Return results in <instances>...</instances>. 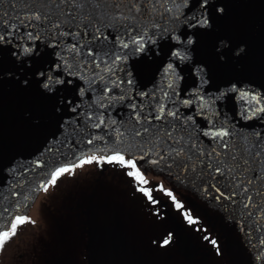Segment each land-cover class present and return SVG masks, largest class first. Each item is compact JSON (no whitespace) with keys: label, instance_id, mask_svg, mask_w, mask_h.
<instances>
[{"label":"snow or ice","instance_id":"snow-or-ice-1","mask_svg":"<svg viewBox=\"0 0 264 264\" xmlns=\"http://www.w3.org/2000/svg\"><path fill=\"white\" fill-rule=\"evenodd\" d=\"M56 2L69 12L58 10L57 15L42 16L41 9L29 10L24 12L23 20L13 17L15 22L0 21L3 25L0 27V83L9 80L21 91L31 92L37 109L56 118L57 133L67 132L69 127L73 133L77 130L83 133L82 124L97 129L108 127L105 112L117 102L127 105L128 120L121 124L111 120L116 125L112 133L114 142L120 141L125 131L131 133L136 140L151 145L148 154L155 148L152 164L167 160L178 169L183 166L195 170L197 164L203 165L207 159V168L219 174L223 169L213 168V157L231 159L234 168L238 167L237 161L247 163L251 159V156L245 159L244 145L248 137L255 139L260 132L242 135L229 124V117L221 112L217 101H239V114L247 113L244 119L264 116V61L250 75L225 74L229 55L239 58L247 52L246 42L234 43L230 36L214 31L224 20L228 0ZM76 10L88 11L86 17L79 18V23L72 15ZM109 12L110 30L102 31L105 26L96 27L95 24L108 18ZM85 20L87 24L81 30ZM34 27H40L35 35L32 31L20 30ZM209 39L212 41L210 48ZM40 43L48 47L41 51ZM136 54H140L142 62L136 74L149 70L152 73L151 86L139 92L129 91L136 80L133 72L124 67L129 56ZM8 64L26 65L27 71L19 67V74L15 75L13 70L6 69ZM185 69L189 73L187 76ZM117 90L123 94L117 95ZM25 117L34 127L39 126V118L33 119L31 112H26ZM96 120L99 122L93 123ZM55 135L53 133V139ZM202 138H208L207 149ZM66 139H71V135ZM118 149L119 145L105 155L83 156L78 163L107 160L127 166L129 175L138 182L136 187L156 205L150 189L141 187L148 181L137 166L135 154ZM46 150L51 151L50 148ZM256 155L264 158V151H257ZM34 163L40 165L42 161L37 159ZM9 164L15 167L11 161ZM73 167L72 164L55 167L47 182L41 180L40 184L44 188L55 184L61 173ZM156 187L162 185L158 183ZM163 191L170 194L168 188ZM216 192L221 193V189L217 187ZM222 195L216 199L220 200ZM172 199L180 209L181 201L175 196ZM248 203L244 201L245 207ZM155 211L164 214L158 207ZM184 218L194 227L199 220L187 211ZM30 219L27 215H14L10 226L0 228V246L16 233L18 225ZM172 237L168 232L163 239L158 238V243L167 245ZM203 240L214 255L224 256L226 249L218 235L209 233ZM247 244L248 264H264V238L257 239L255 245L250 240Z\"/></svg>","mask_w":264,"mask_h":264},{"label":"water","instance_id":"water-1","mask_svg":"<svg viewBox=\"0 0 264 264\" xmlns=\"http://www.w3.org/2000/svg\"><path fill=\"white\" fill-rule=\"evenodd\" d=\"M37 9H41L42 16L57 15L58 10H62L65 14L69 12V9L57 4L56 0H0V21L13 20V17L23 20L24 12ZM72 15L77 17L79 23V18L86 17L88 11L81 13L76 10L72 12ZM86 24L87 20L81 24V30ZM101 24L105 26L101 29L102 31L110 30L108 26L111 24V12L108 13V18L102 19L95 26L100 27ZM40 27L20 30L32 31L35 35L40 31ZM214 31L219 35L230 36L234 43L244 41L247 44L246 54L239 58L229 55L225 74L250 75L252 70L264 61V0H228L224 20ZM211 43L209 39V48ZM46 47L48 45L40 43L41 51ZM19 67L27 71L26 65H6V69L13 70L15 75L19 74ZM124 67L133 72V78L136 80V85L131 86L129 91L134 89L139 92L151 86L152 73L150 70L136 74L137 69L142 67L140 54L130 55L129 59L124 62ZM117 71L120 70L117 69ZM184 75H189L187 69ZM116 94L122 95L123 93L117 90ZM217 103L221 112L229 117V124L234 125L242 135L247 136L250 132H260V136L255 139L248 137L244 145L245 159L251 156L247 163L237 161L238 167L234 168L231 159L212 158L213 168L223 169L219 174L207 168L209 162L207 159L203 165L197 164L195 170L190 167L184 169L183 166L178 169L167 160L152 164L150 161L156 157L155 148L152 154H148V148L151 145L136 140L127 131L124 132L120 141L114 142L115 137L112 133L116 125H113L111 120H116L117 124L128 120L126 104L113 102L112 107L107 109L105 124L108 127L102 126L97 129L82 124L83 133L79 130L73 133L70 127L67 132L57 133L56 118H50L37 109L33 94L21 91L11 81L4 80L0 83V228L9 226L14 215L25 213L28 210L37 192L43 188L40 181L47 182L55 167L61 164H73L86 154L108 153L119 145L118 150L134 153L136 160L141 163L153 166L172 176L180 175L185 182H189L201 193L208 195L234 217L245 233L244 235L255 245L257 239L264 238V158L256 155L257 151H264V131H261L264 130V116L244 119L247 113L245 112L243 116L239 114V101L224 99ZM26 112H31L33 119L39 118L38 127H34L32 121L25 117ZM98 122V120L93 121V123ZM53 133H56L54 139ZM69 135L71 139H66ZM207 139L202 138L206 149L208 148ZM48 148L51 151L46 150ZM37 159L42 161L40 165L34 163ZM9 161L15 165L14 168ZM10 168H12L11 171H9ZM217 187L223 193L220 200L216 199L218 195H221L216 192ZM233 192L236 193L235 196L231 195ZM245 200L249 201L246 207Z\"/></svg>","mask_w":264,"mask_h":264},{"label":"flooded vegetation","instance_id":"flooded-vegetation-1","mask_svg":"<svg viewBox=\"0 0 264 264\" xmlns=\"http://www.w3.org/2000/svg\"><path fill=\"white\" fill-rule=\"evenodd\" d=\"M91 154L107 153L86 155ZM136 163L148 181L141 187L150 189L156 205L136 187L138 182L129 175L127 166L107 160L76 161L48 186L66 199L70 221L75 219L78 224L75 245L69 248L72 240L68 235L64 250L67 239L59 235L60 230L51 237L42 229L41 215L32 214L31 209L37 202L50 203L44 197L38 201L36 196L21 214L31 219L18 225L16 233L0 246V264H208L210 257L216 256L203 240L209 233L223 241L224 256H216L221 264H248L249 238L223 207L182 176H172L138 160ZM109 179H116L121 189L135 194L140 207L106 199L103 194L109 193L103 191V185ZM158 183L162 187L157 188ZM164 188L170 189V194ZM173 196L181 201L180 209L175 207ZM157 207L163 215L155 211ZM185 211L199 217L195 227L184 218ZM168 232L173 234L169 244L158 243Z\"/></svg>","mask_w":264,"mask_h":264},{"label":"rangeland","instance_id":"rangeland-1","mask_svg":"<svg viewBox=\"0 0 264 264\" xmlns=\"http://www.w3.org/2000/svg\"><path fill=\"white\" fill-rule=\"evenodd\" d=\"M121 188V185L116 179H109L108 182L103 185V191H106L109 193V195H103L106 199L112 200L118 205L131 202L134 203V205L136 203V205L140 207L139 198H137L135 194L129 191H124V189ZM60 195L58 192L51 191L48 189V187L43 189L42 192H38L37 200L39 201L41 197H44L45 200L49 201L48 203L50 204L44 205L40 202H37V204L32 207L31 212L32 214L39 213L41 215L42 229L47 232L46 234H49L51 237H53L55 234L54 232L56 230H60L59 235L63 234L66 236L67 244L63 243V249L67 250L68 235L71 236L73 243L69 244V248H72L75 245V239L78 236V224L75 219H71L70 221L69 217L71 216L65 208V204L67 203L66 199L64 197H60ZM147 225L148 224H145L143 227L146 228ZM208 264H221V261L218 260L216 256L212 258L210 257Z\"/></svg>","mask_w":264,"mask_h":264}]
</instances>
